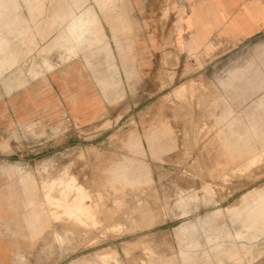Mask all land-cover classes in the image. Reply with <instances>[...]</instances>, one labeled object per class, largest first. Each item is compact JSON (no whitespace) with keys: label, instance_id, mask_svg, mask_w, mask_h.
<instances>
[{"label":"rangeland","instance_id":"374dc122","mask_svg":"<svg viewBox=\"0 0 264 264\" xmlns=\"http://www.w3.org/2000/svg\"><path fill=\"white\" fill-rule=\"evenodd\" d=\"M183 5L186 43L207 40L187 30L185 0H0V192L17 197L0 264H264V227L244 224L264 154L230 167L221 152L229 130H249L260 149L264 30L190 53ZM122 13L130 31L112 27ZM251 62L258 77L230 84ZM24 175L50 210L46 187L56 200L71 179L99 222L44 211L30 231L26 215L41 205H29Z\"/></svg>","mask_w":264,"mask_h":264},{"label":"crops","instance_id":"0c3cea01","mask_svg":"<svg viewBox=\"0 0 264 264\" xmlns=\"http://www.w3.org/2000/svg\"><path fill=\"white\" fill-rule=\"evenodd\" d=\"M188 3L193 2V12L190 18L191 27L187 29L188 31L196 32L200 35L201 38L207 40L198 39L197 43H191L188 41L186 43L184 38V30H185V22L189 21V16L184 11V5L181 7V23L183 36H181L182 40V49L184 47L188 48L190 53H196V51L205 47L206 49L212 48L213 43L211 42V38L213 36H218L223 40H231L237 41L241 39H246L252 37L264 30V0H185ZM118 12H121L120 10ZM117 12V13H118ZM123 20H119V22L115 21L113 26H117L119 23L126 26L127 30L130 31L133 27V20H129L125 18V14ZM106 26L109 28L112 33V28L109 24L104 25V37H107ZM154 40L153 37H151ZM177 40V37L175 38ZM136 43V40L134 41ZM126 45L133 47V42L129 41ZM261 55H264V47L262 49ZM134 57V56H133ZM125 62V61H123ZM259 75V69L253 66V62H251L245 69L234 72L232 74V81L229 83H234V79L241 81L244 83H248L250 80H254ZM243 93L245 92L242 91ZM260 105L264 109V102L260 101ZM224 118L226 116H223ZM253 127V125H252ZM250 131L247 130L245 134L236 133L233 130H229L228 132L223 133V142L221 146V152L225 155V165L234 166V165H244L247 164L257 157L259 154L262 157L264 154V133L260 137V149L253 144L247 134ZM169 131H166L168 134ZM150 150L154 152V145L150 141ZM259 157V156H258ZM21 171V168L16 166L13 173ZM128 172V167H123L122 169L117 171L118 178H123L126 180V175ZM138 178L131 180V182H136ZM20 181L24 186V190L28 193L29 205L39 204V209H32L26 215V223L30 231L34 232L40 228H42L43 218L42 212L48 211L51 216L50 209L47 205L44 204L43 199L39 203V194L38 187L36 184V179L31 175L21 176ZM10 186H7L6 191L0 192V235L4 232L3 221L6 220L5 209L9 207V209L16 208L17 205V197L16 195L8 191ZM254 193V201L247 206L244 224L250 228L255 230H262L264 227V188L255 189L250 193L244 195L248 197L249 194ZM33 203H30V202ZM52 217V216H51ZM19 226V224H17ZM8 228V225L5 226ZM8 245L4 242L3 248H6ZM228 253L230 251L228 250ZM237 253V252H236Z\"/></svg>","mask_w":264,"mask_h":264},{"label":"bare ground","instance_id":"6f19581e","mask_svg":"<svg viewBox=\"0 0 264 264\" xmlns=\"http://www.w3.org/2000/svg\"><path fill=\"white\" fill-rule=\"evenodd\" d=\"M96 17V16H95ZM84 22V19H77L76 23H72L73 28L75 29H79L82 25V23ZM86 32V31H84ZM200 37V35H199ZM201 38V37H200ZM74 39L76 40H84L81 38V34H76L74 35ZM4 40V39H3ZM202 40V39H201ZM78 43V42H77ZM94 44V43H93ZM105 44V43H104ZM259 156V157H258ZM257 157H255L252 160V164H254L255 162H257L259 159H261L260 154ZM259 162V161H258ZM54 178V177H53ZM49 180V179H48ZM60 180V179H59ZM58 180V181H59ZM55 181V179H54ZM60 182H62L60 180ZM54 182L50 183V185H48L45 189L44 192V197L45 200L48 202V204L54 203V207L53 209L50 210L51 215H56L59 214L61 217H65L69 220H73V222H76L78 224H84L86 222H92L94 223V225L97 223H95V221L97 219H95V211H94V207L96 206V204L94 203V205L88 204L85 200L88 197V195L85 193L83 196L80 195L82 189L79 186H73V181H71V179L67 182V185L64 189H62L60 191L59 197L54 200L51 196H50V191L53 189V187H55ZM58 186V185H57ZM62 186V185H61ZM59 186V187H61ZM63 187V186H62ZM58 188V187H57ZM56 188V189H57ZM75 189V193L74 196L71 197L70 194L72 193V191ZM55 190V188H54ZM53 193V191H52ZM73 194V193H72ZM70 196V197H69ZM89 199V198H88ZM97 208V207H96ZM95 208V209H96ZM145 208V207H144ZM100 209V208H99ZM98 211V210H97ZM100 211V210H99ZM98 217V216H97ZM96 222H99L96 221ZM87 225V224H85ZM63 233V232H62ZM64 234V233H63ZM59 235V234H58ZM56 237V236H55ZM57 238V237H56ZM63 241V240H62ZM106 255V254H104ZM103 256V254L101 255ZM108 258V257H107ZM106 258V259H107ZM73 264H86L87 261H85L84 259H78V260H74L72 261Z\"/></svg>","mask_w":264,"mask_h":264}]
</instances>
